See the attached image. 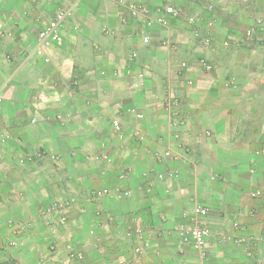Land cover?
<instances>
[{
  "label": "crops",
  "instance_id": "crops-1",
  "mask_svg": "<svg viewBox=\"0 0 264 264\" xmlns=\"http://www.w3.org/2000/svg\"><path fill=\"white\" fill-rule=\"evenodd\" d=\"M214 1L127 0L181 12L145 45L113 0H0V264L261 262L264 0ZM60 8L64 44L38 51ZM198 205L205 258L179 236Z\"/></svg>",
  "mask_w": 264,
  "mask_h": 264
},
{
  "label": "built area",
  "instance_id": "built-area-1",
  "mask_svg": "<svg viewBox=\"0 0 264 264\" xmlns=\"http://www.w3.org/2000/svg\"><path fill=\"white\" fill-rule=\"evenodd\" d=\"M115 3L119 5H127V0H113ZM245 2H248V0H244ZM214 0H207L206 2V9L207 11L213 12L214 11ZM128 11L130 13V16L134 20H142V22L145 25L146 33L142 35V42L147 45L150 42V37L147 33L150 29L154 27L156 23L160 25H167V19L165 18V15H172L174 17H180L181 12L178 9H170L167 13L164 11H155L153 12L147 5L142 3H132L127 5ZM154 13L156 14L154 16ZM71 14V9L69 8H60L55 13V16L49 21V23L39 31L38 33V44L37 49L38 51H44L52 46H62L64 44V38L62 35V29L65 25L66 20ZM263 23L262 19H257L254 24L249 26L245 30V41L246 44L251 43L254 40L255 34L258 31V28L261 27ZM212 26V24L210 25ZM205 46L207 48H210L211 46V39L207 38L205 40ZM131 59H134L136 57L135 54H132ZM47 62L49 60H46ZM204 65L207 67V69H210L211 67L206 65V63L203 61ZM184 66V65H183ZM192 82H189V85H191ZM0 97V102H1ZM175 103H171L173 106ZM131 113L136 115L137 118L143 119L144 114L139 113L136 109H131ZM114 125L116 128L119 127L118 121L114 122ZM158 158H168L171 156L169 152L164 153L163 156L156 155ZM106 160L109 159L108 156L104 157ZM109 194L108 190L103 191H97L94 196L95 198H102ZM253 198H259L264 197L263 191H255L251 194ZM208 209L202 205H198L195 207L192 215V219L189 224H184L179 227V236L180 240L183 244H191L192 247L200 254L201 257H206V247H207V241L209 237L212 234L211 229L204 224V219L208 216ZM203 225V226H202ZM232 225L234 229L244 230L245 225L240 224L238 221H233ZM263 229H264V216H263ZM128 235H131L129 233ZM136 235L139 238V241L141 242L143 239L142 231L138 230L136 232ZM71 256L74 259H82L83 256L80 253L76 252H70ZM144 254L143 246L142 244L136 246L134 250V255L136 261H141ZM249 255L252 256L253 253L249 251ZM140 264V263H139ZM142 264V263H141ZM207 264V263H204ZM259 264H264V258L261 260Z\"/></svg>",
  "mask_w": 264,
  "mask_h": 264
}]
</instances>
